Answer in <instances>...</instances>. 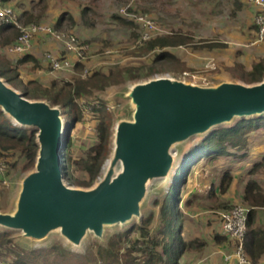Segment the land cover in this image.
Wrapping results in <instances>:
<instances>
[{
  "label": "rangeland",
  "instance_id": "374dc122",
  "mask_svg": "<svg viewBox=\"0 0 264 264\" xmlns=\"http://www.w3.org/2000/svg\"><path fill=\"white\" fill-rule=\"evenodd\" d=\"M233 2L234 0H7L6 4L19 14L22 23L51 26L60 34L73 36L80 43L88 46L86 59L81 62V67L76 66L73 72H61L53 81L50 77L42 76V79L39 77L40 80L37 82L43 87H48L53 82L61 87L65 83L84 80L97 71L107 72L117 67L152 65L156 53L143 51L144 42H146L143 40V36L147 31L143 23L137 20V17H143L155 24L156 29L148 32L152 35V39L182 32L193 35L196 42L211 40L223 44V47L214 50H193L185 47L168 49L191 71H185L181 75L169 70L151 78L172 77L199 86L210 87L224 82L244 83L236 79L230 69L236 68L238 72L246 73L251 71L254 63L264 59V43H256L257 32L255 34L254 27L248 24L247 10L244 13L240 12ZM27 16H32L33 22L27 23ZM115 16L131 22L133 25H125ZM61 17L64 19L57 27ZM48 41L50 45V48L47 46V51L50 50L48 52L56 56L66 55L62 41L48 39L45 42ZM21 73L25 80L33 77L31 71H27L25 68H21ZM184 73L190 74L184 76ZM134 84L136 83L112 87L101 95L99 94L113 112L112 143L111 152L101 177L91 187L77 183L89 180L88 173L83 169V166L88 159L89 148L99 143L97 121L92 118L88 102L81 101L86 106L85 119L81 123L69 129L68 123L70 124L71 121L66 122L65 126L70 138L69 154L74 161L71 166L72 181L65 180L67 186L77 189H92L103 177L113 155L117 125L119 121L130 120L133 117L130 107L131 100L126 95ZM92 100L94 99H90L91 102ZM63 118L65 119V117ZM237 121L223 127L232 126ZM27 129L38 132L37 129ZM205 137L197 136L177 146L175 154L178 161L174 168L175 171L173 170L169 178L156 179L150 183L141 211L142 219L150 213H155L156 221L153 228L156 227L160 217V206H155L154 202H162L164 195L169 192L173 183V189H177L184 175L183 168L176 169L178 164L189 150ZM261 140H264V130L248 135L245 160H237L236 157L233 158V161L214 159L209 162L202 161L191 169L189 180L181 191V197L185 201L184 205L182 204V211L184 210L183 237L187 242H193L187 251L213 250L211 238L214 235L215 237H226L218 226L222 213L226 211L225 207L229 205L233 207L246 206L242 201L240 191L237 190L238 185L235 189H229L225 194L219 191L218 195L211 196L210 183L203 187L200 180L207 179L209 182H213L225 168H231L233 172L237 173L241 179L239 183L242 187L246 186V183L256 181V178L261 175L264 177V173L259 174V170L257 172L250 171L253 163L261 159L264 154ZM254 148L258 154L256 157L253 153ZM17 157L4 158L6 169L4 178L0 181V213H12L15 210L21 181L29 173L22 170L23 160L18 161ZM15 161L18 162V165L13 168L10 163ZM195 174H197L196 181ZM186 203H188L187 207ZM221 206L224 209L220 208ZM142 219L135 218L125 225L106 227L103 238L89 233L79 247L70 244L60 233H52L41 242H32L24 239L21 232L0 228V231H9L11 235L10 243L3 246L0 261L2 264H14L19 256L27 251L49 250L50 254L45 252L36 262H29V264H110L111 262L102 261L99 258L97 253L99 246L106 247L111 237L126 232L134 224H139ZM178 222L175 223L174 230L170 234L171 237H174L178 232ZM226 240L228 243L230 242L228 241L230 239ZM230 246V250L233 251L232 242H230ZM53 247L63 248L73 255L62 258L57 255V251H51Z\"/></svg>",
  "mask_w": 264,
  "mask_h": 264
},
{
  "label": "water",
  "instance_id": "95a60500",
  "mask_svg": "<svg viewBox=\"0 0 264 264\" xmlns=\"http://www.w3.org/2000/svg\"><path fill=\"white\" fill-rule=\"evenodd\" d=\"M133 117L119 121L113 155L92 189L65 184L62 149L69 133L62 110L29 100L0 78V110L24 128L37 129L35 168L21 181L12 213H0V228L41 242L60 233L79 247L92 232L142 219L150 183L169 178L177 146L236 120L264 115V80L203 87L172 77L137 82L126 95Z\"/></svg>",
  "mask_w": 264,
  "mask_h": 264
},
{
  "label": "trees",
  "instance_id": "16d2710c",
  "mask_svg": "<svg viewBox=\"0 0 264 264\" xmlns=\"http://www.w3.org/2000/svg\"><path fill=\"white\" fill-rule=\"evenodd\" d=\"M115 17L125 25H133L119 16ZM63 19V17L60 18L57 27L61 25ZM33 20L32 16H27V23H31ZM0 36V44L3 46L16 40L19 34L12 26L5 25L0 26ZM222 45L219 42L207 40L196 42L193 35L182 32L159 36L144 42L143 51L145 53H156L152 65L117 67L107 72L97 71L84 80L65 83L61 87H58L55 82L48 87H43L35 80L24 81L20 78L17 68L0 55V78L17 91L22 92L29 100H45L52 106L60 107L63 117H65V123L68 120L71 121L70 124L68 123L69 129L85 119L86 106L81 101L88 102L92 118L97 121L99 143L89 148L88 159L83 166V169L88 173L89 180L87 182H76L91 187L101 177L104 165L111 152L112 143L113 112L100 95L112 87L137 83L142 80L147 81L154 75L162 74L165 71L171 70L181 75L185 71H191L185 63L181 62L168 49L185 47L193 50H214L223 47ZM29 60H32V58L27 56L20 63ZM78 67H81V65L78 64ZM230 72L236 79L243 81L245 84L260 83L264 80V59L254 63L249 72H238L236 68L230 69ZM90 99L94 100L91 102ZM260 130H264V115L252 119L238 120L232 126L218 128L208 134L199 144L191 148L178 164L176 169L183 168L184 175L177 189H173V183L169 192L164 195L162 202H154L155 206H160V217L156 227L153 228L156 215L150 213L139 224H134L126 232L111 237L106 247L99 246L97 252L99 258L102 261L111 262L110 264H180L187 248L193 243L187 242L183 237L184 213L181 209V191L189 180L191 169L202 161L218 159L220 156H232L234 155L232 151H245L248 135ZM36 134V130H29L16 125L10 117L0 110V159H11L18 156V161L23 160L22 170L24 172L32 171L35 168L39 151ZM69 148L70 138L68 137L61 153L63 175L67 182L72 181L71 166L74 163L69 154ZM10 164L11 167L15 168L18 162L15 161ZM3 178V176H0V181ZM232 181L233 178L230 172H225L222 177L220 192L223 194L228 192ZM244 201L250 210L244 245L254 264L264 253V234L253 227L255 220L253 208L264 207V196L255 182L247 184ZM232 208L231 205L225 207L226 211ZM176 222L179 223L178 232L174 237H171L170 234L173 232ZM10 237L9 231H0V257L3 254V246L10 243ZM227 238L217 236L216 239L225 241ZM52 250L57 251V255L62 258L73 255L63 248L53 247ZM45 252L51 253L49 250L27 251L20 255L14 264L36 262Z\"/></svg>",
  "mask_w": 264,
  "mask_h": 264
},
{
  "label": "built area",
  "instance_id": "2783aa9c",
  "mask_svg": "<svg viewBox=\"0 0 264 264\" xmlns=\"http://www.w3.org/2000/svg\"><path fill=\"white\" fill-rule=\"evenodd\" d=\"M249 3L257 7L255 18L256 24V43H264V0H247ZM4 0H0V25L12 26L19 31V37L11 46V50L18 54H27L32 48L35 40L41 35L51 36L53 39L63 42L66 55L56 56L51 52L45 54V61L53 72H73L76 64L81 63L86 59L88 46L80 43L73 36L60 34L53 27L43 24H24L20 20L19 14L11 7L3 5ZM137 20L142 22L146 33L143 40L152 39L150 33L156 29L153 22L146 20L143 17H137ZM77 58L74 62L72 57ZM190 73H184L188 76ZM6 162L4 158L0 159V176L4 175ZM3 180V179H2ZM249 208L246 206H236L229 211L222 213V233L234 242V248L230 255L226 257V261L235 259L236 264H253L248 256L244 239L247 234V220ZM0 264L2 262L0 261Z\"/></svg>",
  "mask_w": 264,
  "mask_h": 264
},
{
  "label": "crops",
  "instance_id": "0c3cea01",
  "mask_svg": "<svg viewBox=\"0 0 264 264\" xmlns=\"http://www.w3.org/2000/svg\"><path fill=\"white\" fill-rule=\"evenodd\" d=\"M3 5L9 6L6 4V1L3 2ZM233 5L236 6L237 10H239L240 12L243 11L242 13H244L247 10L248 15H249L248 24H249V26L252 25V27H254L255 34H256L257 28H256V24H255V18H256V14H257V7L254 6L253 4L249 3L247 0H234ZM13 29L17 31L16 28L13 27ZM17 32H19V31H17ZM48 39L53 40V38L51 36H48V35L39 36L35 40L32 50L29 53L22 54V55L15 53L11 50V46L15 43V41L17 40L16 39L13 42H10V43L5 44L3 46L1 45L0 55L5 57L7 60H9L12 63V65L17 68V71L20 74V78H22L24 81H27V80L24 79V77L21 73V68H25L27 71L28 70L31 71V75H33V77L30 79L27 78L28 80L39 81L40 78L42 79V76H44L47 78L50 77L53 81L55 79V77H58L61 72L50 71L49 65L45 61V54L48 51H50V50L47 51V48L50 46L49 45L50 40L48 42H45ZM207 41H211V40H207ZM215 42H217V41H215ZM56 53H58V52H56ZM57 55H59V53ZM60 55H61V53H60ZM27 56L31 57L32 60L20 63V61ZM72 59L74 62H77V58L72 57ZM79 64L81 65V63H79ZM76 66H78V63L76 64ZM260 143L264 149V140H261ZM253 151H254L253 153H255L254 157H256L257 152H256L255 148ZM232 152L234 155H232V156H220V157H218V160L220 159V160L233 161L234 157L238 158L237 160H239V159L245 160L246 151H241V152L232 151ZM210 161H214V160H210ZM206 162H209V161H206ZM263 168H264V154L261 156V159H259L255 163H253L252 169L250 168V171H253V172L256 171L257 172L259 170L260 171L259 174H262V173H264V171H262ZM225 172H230V174L232 175V178H233V181H232L229 189H231V188L235 189L236 185H238L237 190L240 191V194L242 195V198H243L242 201L245 204L244 195H245V188H246L248 183H246L245 184L246 186H244V187L240 186L239 181L241 179H239L237 173L233 172L231 168L230 169L225 168L224 170H222V172H220L221 173L220 176L216 177V179L213 182H209L207 179L200 180L203 183L202 186L205 187L208 183H210V186H211L210 195L211 196L214 194L218 195V193L220 191V187H221L222 177H223ZM196 175L197 174H195V181L197 180ZM256 179L257 180L253 181V182H255L259 186V188L261 189V193L264 196V177H263V175H261V177L256 178ZM189 199H191V198H189ZM184 203H185V201H184V199H182L181 209L183 207L182 204L184 205ZM187 206H188V203H186V207ZM253 210L255 211V220H254L253 227L256 230L262 231L264 234V207H255V208H253ZM220 222H218V226H219V228H221V231H222V221L220 220ZM183 232H184V228H183ZM221 237H224V236H221ZM263 237H264V235H263ZM216 238H217V236L215 237V235L213 236V238H211V242H212V245L214 247L213 250H209V251H205V252L187 251L186 252L187 254L185 253L183 255V257L181 258L180 264H236L234 259L226 261V257L232 253L231 252L232 249L230 250V248H231L230 242L233 243V248H234V242L230 238H227V239H230V240H228V241H230L229 243L227 242V240L222 241V240H217ZM254 264H264V253H262V255L258 258L257 262Z\"/></svg>",
  "mask_w": 264,
  "mask_h": 264
},
{
  "label": "bare ground",
  "instance_id": "6f19581e",
  "mask_svg": "<svg viewBox=\"0 0 264 264\" xmlns=\"http://www.w3.org/2000/svg\"><path fill=\"white\" fill-rule=\"evenodd\" d=\"M139 82H143V81H139ZM90 233H92V232H90Z\"/></svg>",
  "mask_w": 264,
  "mask_h": 264
}]
</instances>
